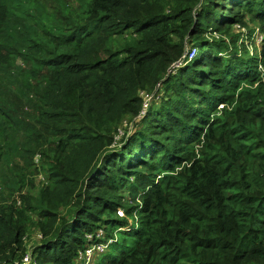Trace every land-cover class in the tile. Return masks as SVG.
Returning a JSON list of instances; mask_svg holds the SVG:
<instances>
[{"label": "trees", "instance_id": "1", "mask_svg": "<svg viewBox=\"0 0 264 264\" xmlns=\"http://www.w3.org/2000/svg\"><path fill=\"white\" fill-rule=\"evenodd\" d=\"M89 248L264 264V0H0V264Z\"/></svg>", "mask_w": 264, "mask_h": 264}, {"label": "rangeland", "instance_id": "2", "mask_svg": "<svg viewBox=\"0 0 264 264\" xmlns=\"http://www.w3.org/2000/svg\"><path fill=\"white\" fill-rule=\"evenodd\" d=\"M234 32L235 33H238L235 30H234ZM243 34H244L243 35V40L247 43L249 52L255 54L256 53L255 46L261 45L262 34L259 33V31H258L257 28L254 30V32L251 34V36L250 35H247V29L246 28H245V32ZM260 37H261V39H260ZM222 53L225 54V52H222ZM196 56H197V51L193 53V58H195ZM174 72H175V69H173V73ZM158 97L159 96H156V95L154 97L147 95V98H146L147 99V102L145 103V105L147 107H150V105H152V103L154 101L158 102V99H159ZM149 110L150 109H148V111ZM148 111L145 113V115H141L140 114V118H145L148 115ZM130 131H134V128H132ZM34 163L36 164L35 168L37 169L36 170L37 173H36V175L34 177L35 178L34 181H35V185L37 187H39V186H41L45 182L46 178H45V174L43 173V171L40 168V165H39L40 162L37 161V160H34ZM118 212H119V215L120 216H124L125 215L124 210L121 209V208H118ZM123 229H125V227ZM116 235H117V238L118 239L122 240L123 236L121 234H116ZM36 240H37V236L35 237V235H33L32 236V241H31V243L29 245V248H31V244L35 243ZM100 246H101V248L102 247L103 248L105 247L103 245H100ZM81 259H83V260L80 262V264H90V261L92 260L91 253L89 255H86L85 254V258H83V256H82Z\"/></svg>", "mask_w": 264, "mask_h": 264}, {"label": "built area", "instance_id": "3", "mask_svg": "<svg viewBox=\"0 0 264 264\" xmlns=\"http://www.w3.org/2000/svg\"><path fill=\"white\" fill-rule=\"evenodd\" d=\"M260 39H261V37H260ZM194 52H195L194 50L191 51V53L189 54V59L193 58V53ZM91 252H92V248H89L88 250L85 251V254L86 255H89ZM23 264H32V261H31V258L29 256V254H26L24 256V258H23Z\"/></svg>", "mask_w": 264, "mask_h": 264}]
</instances>
